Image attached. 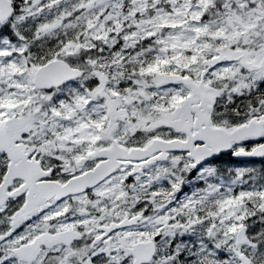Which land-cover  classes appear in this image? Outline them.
Listing matches in <instances>:
<instances>
[{
    "label": "snow or ice",
    "instance_id": "obj_1",
    "mask_svg": "<svg viewBox=\"0 0 264 264\" xmlns=\"http://www.w3.org/2000/svg\"><path fill=\"white\" fill-rule=\"evenodd\" d=\"M0 264H264V0H0Z\"/></svg>",
    "mask_w": 264,
    "mask_h": 264
}]
</instances>
